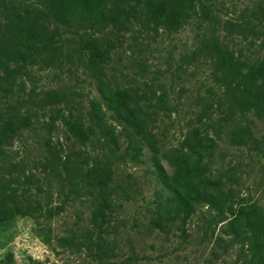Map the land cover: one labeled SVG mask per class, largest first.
I'll list each match as a JSON object with an SVG mask.
<instances>
[{
    "label": "rangeland",
    "instance_id": "1",
    "mask_svg": "<svg viewBox=\"0 0 264 264\" xmlns=\"http://www.w3.org/2000/svg\"><path fill=\"white\" fill-rule=\"evenodd\" d=\"M39 1L0 0V60L12 45L19 51L0 61V176L20 179L12 185L18 192L24 187L43 215L0 208V264H264V102L245 117L231 114L209 59L188 58L200 40L217 33L245 63L243 71L262 69L264 85V0H211V24L195 17L168 24L161 17L147 28L125 13L133 6L141 16L143 0H113L86 30L95 48L76 25L36 18ZM116 6L124 13L113 20ZM26 19L34 35L22 46L15 37ZM226 21L241 30L227 31ZM32 89L39 97L58 91L64 100L39 107V97L27 101ZM123 89L141 97L126 105L156 136V152L108 117L113 137L97 133L82 145L69 132L64 118L89 126L91 102ZM195 132L203 139L190 148ZM55 150L74 160L89 155L85 169L108 166L106 195L91 191L88 177L77 184L81 177L59 176ZM159 167L169 177L188 178L191 194L206 193L215 205L202 198L189 216L177 214ZM177 187L187 191L184 182ZM96 202L103 211L100 236L93 234L80 251L59 246L57 236L91 228ZM59 205L46 221L47 209ZM250 218L261 225L257 240L244 233ZM158 220L162 228L154 225Z\"/></svg>",
    "mask_w": 264,
    "mask_h": 264
},
{
    "label": "trees",
    "instance_id": "2",
    "mask_svg": "<svg viewBox=\"0 0 264 264\" xmlns=\"http://www.w3.org/2000/svg\"><path fill=\"white\" fill-rule=\"evenodd\" d=\"M113 0H40L39 6L34 7L36 18L42 15H49L60 23L74 24L83 30L87 36V40L90 42L91 47L95 48L96 39L88 36L86 30L90 28L94 21L102 18V10L108 2ZM121 1V0H119ZM211 0H143V11L137 15L135 7H130L125 13L132 14V16L143 27H149L151 24H157L161 17H164L165 23L181 25L187 20L195 17L201 22L213 23L215 21L214 16L211 13L212 5ZM119 13H124L118 6L115 7V12L111 16L113 20H116V16ZM85 14V15H84ZM100 17V18H98ZM87 22V23H86ZM224 28L232 32L237 29L241 30L239 23H232L226 21ZM34 35V23L26 19L24 21V28L19 30L16 35V43L22 46L27 45V42L31 40ZM4 62L10 56L19 54V51L12 45L9 49L3 52ZM188 58H206L210 61L211 74L213 81L222 86L225 92V96L228 103V108L231 114L239 113L241 117H245V113L258 107L260 102H264V85L259 83L262 69L254 70L253 67L245 68V63L239 60L234 51L229 47L225 38H220L217 33H213L210 37L200 40L196 48L188 55ZM38 93L32 89L27 98V101L34 104L35 98H38ZM140 96L132 90H119L113 97L109 95L103 96L101 101L94 100L91 102L92 110L90 112L89 120L91 125L84 126L82 121L78 117L74 120L63 119L68 127L69 132L82 144L85 145L88 142L93 143V136L97 133L103 135H109L113 137L112 126L108 125L105 118H111L116 122H124L126 124L125 130L127 136L133 138L135 141L143 142L153 152L157 151L156 136L147 132L145 128V119H140L136 112L127 107L126 101H132L137 103L140 100ZM63 99V95L55 90L46 91L45 94L38 98L36 105L39 107H46L52 103L58 104ZM104 106V109H103ZM12 107V106H10ZM120 107L124 108L125 114L121 113ZM52 111H58L57 107L51 108ZM6 125L8 122L5 123ZM50 124V123H49ZM202 137L199 133H194V141L188 140L187 144L190 148H194L195 144H201ZM57 151L53 152L59 161V176L64 175V179L71 182L72 178H80L77 184L81 183L83 178L88 177L87 187H91L92 190H98V194L101 196L106 195L109 183L111 181V170L108 166H100L94 164L85 169L83 167L88 164L89 155L81 157L78 154V159L71 158L70 155L61 157ZM61 172V173H60ZM159 179L168 184L171 189V195L176 201L177 214H185L189 216L194 211V203L200 201L202 198L206 199L209 204L215 205L212 198L206 193L191 194L188 189H191V184L188 182V178L182 177L177 179L176 177H169L162 167L158 168ZM27 183L28 176H25ZM185 183L187 191L178 192V184ZM21 184L20 179L15 177L4 178L0 176V208H3L7 204H11L15 214L20 216H29L33 219L42 217L40 205H33L24 194V187L18 192L17 187L12 184ZM196 190V189H195ZM56 210L47 209L44 215L46 221H49L54 214L59 213L62 206L56 207ZM103 211L101 210L100 203H95V209L92 212L91 228H87L84 231L77 233L76 231H70L67 235L57 236V243L61 247L72 249L74 251H80L83 248H89V238L93 234L100 236L101 226L97 223V217L101 216ZM232 224V222H230ZM154 225L158 228H162L160 221H156ZM261 225L257 224L253 219H246L245 234L252 236L257 240L258 230ZM45 233L50 232V227H42Z\"/></svg>",
    "mask_w": 264,
    "mask_h": 264
}]
</instances>
